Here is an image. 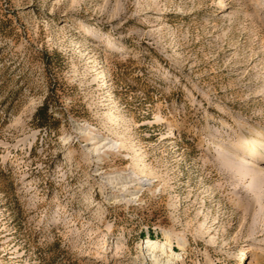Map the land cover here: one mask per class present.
I'll list each match as a JSON object with an SVG mask.
<instances>
[{
  "label": "rangeland",
  "instance_id": "rangeland-1",
  "mask_svg": "<svg viewBox=\"0 0 264 264\" xmlns=\"http://www.w3.org/2000/svg\"><path fill=\"white\" fill-rule=\"evenodd\" d=\"M0 264H264V0H0Z\"/></svg>",
  "mask_w": 264,
  "mask_h": 264
},
{
  "label": "bare ground",
  "instance_id": "bare-ground-1",
  "mask_svg": "<svg viewBox=\"0 0 264 264\" xmlns=\"http://www.w3.org/2000/svg\"><path fill=\"white\" fill-rule=\"evenodd\" d=\"M83 133L85 134V136L89 139L88 142L89 144H87V150H89L91 153H94V152H98L100 150V148H104L106 147L107 145H109L108 147L109 148H114L115 147V143L111 140L109 141H105L104 140H100L99 138H97L95 135H92L89 131H87L86 128H84V131ZM91 134V135H90ZM91 141V142H90ZM103 141V142H102ZM98 143H101V144H98ZM132 178V177H131ZM137 184H139V186L137 187L138 189H141L143 186H146V185H149L148 182L146 181H143L141 180L140 182H138ZM179 243H182L183 240H179L178 241ZM149 245H151V247H155V249H159L160 251L162 252H166L167 250L170 251V257L172 258L175 254L174 252L169 249L171 247V241L169 240V238H167V242L165 243H159L157 241H154V240H148L147 242ZM144 250V249H143ZM142 250V251H143Z\"/></svg>",
  "mask_w": 264,
  "mask_h": 264
}]
</instances>
